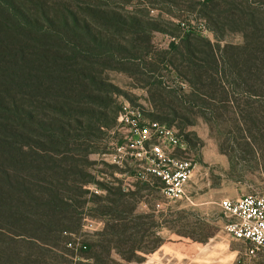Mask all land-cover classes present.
Instances as JSON below:
<instances>
[{
  "label": "trees",
  "instance_id": "obj_1",
  "mask_svg": "<svg viewBox=\"0 0 264 264\" xmlns=\"http://www.w3.org/2000/svg\"><path fill=\"white\" fill-rule=\"evenodd\" d=\"M102 2L0 0V264H104L88 241L78 253L67 246L82 228L89 186L102 188L88 148L110 125L101 96L115 88L104 71L139 73L128 63H143L162 99L151 116L169 127L163 113L182 117L163 97L157 63L189 85L186 105L210 100L230 109L237 130L248 119L264 130V0H203L216 43L184 32L166 53L153 45L155 32H167L157 21ZM235 33L243 45L226 43ZM118 194L108 200L116 212L102 214L114 222L101 235L110 246L137 225L125 211L118 216Z\"/></svg>",
  "mask_w": 264,
  "mask_h": 264
},
{
  "label": "rangeland",
  "instance_id": "obj_2",
  "mask_svg": "<svg viewBox=\"0 0 264 264\" xmlns=\"http://www.w3.org/2000/svg\"><path fill=\"white\" fill-rule=\"evenodd\" d=\"M101 1L123 14L144 15L157 21L167 31L153 34L157 53H166L171 43H180L184 35L182 24L194 26L199 31L205 28L199 6L203 0ZM207 35L203 36L216 43L212 32ZM226 43L243 45V37L238 33L229 35ZM157 65L158 71L154 74L165 76L163 97L167 103L175 105L182 118L179 120L169 112L162 115L183 136L187 157L196 163L188 187L190 199L169 203L158 190L145 187L138 188L133 194L121 191L120 197L118 178L114 177L115 169L108 159L119 138L117 119L121 107L126 102L143 105L147 108L146 117L155 120L151 116L158 113L154 102L162 100L160 90L149 79L150 72L143 63H128V69L136 71L138 67L141 72L104 71V77L115 88L112 94L102 93L101 96L105 104L102 111L108 116L110 125L95 132L96 139L93 138L88 148L92 152L88 158L89 170L102 188L95 184L89 186L82 228L75 234L81 236L84 242L96 245L95 255L104 264H264V252L253 259L245 257L251 245L236 241L227 233L228 220L219 207L224 198L264 193V130L254 129L250 119L243 131L237 130L230 109L210 100H204L196 107L187 106L184 99L191 94L189 85L173 71L167 70L164 64ZM142 72L147 76L140 74ZM260 116L263 119L264 113ZM261 125L264 127V122ZM93 187L104 193L96 194L90 189ZM111 192L119 193L118 199L121 198L125 204L120 208L118 206V216L125 211L129 215L128 220H133L132 225L137 224L134 231L129 230L127 234L115 237L116 245L112 246L103 242L101 237L114 223L108 216L102 215L115 211L108 202L113 197ZM146 195L149 201H163L164 209L154 213L141 212L138 204ZM125 223L118 222L119 233L124 232L122 225ZM161 247L163 255L155 256Z\"/></svg>",
  "mask_w": 264,
  "mask_h": 264
},
{
  "label": "built area",
  "instance_id": "obj_3",
  "mask_svg": "<svg viewBox=\"0 0 264 264\" xmlns=\"http://www.w3.org/2000/svg\"><path fill=\"white\" fill-rule=\"evenodd\" d=\"M182 28L184 32L199 31L186 24H182ZM199 32L210 35L206 27ZM146 111L147 108L140 104L126 102L122 105L117 119L121 137L115 144L113 159L116 163L129 161L144 176L158 179L161 192L169 203L189 200L188 187L196 163L187 157L186 142L175 128L148 119ZM92 190L100 193L95 187ZM219 207L228 220L227 233L234 240L251 245L245 257L253 259L264 252V193L224 198ZM71 237L69 249L76 253L86 250L81 236Z\"/></svg>",
  "mask_w": 264,
  "mask_h": 264
},
{
  "label": "crops",
  "instance_id": "obj_4",
  "mask_svg": "<svg viewBox=\"0 0 264 264\" xmlns=\"http://www.w3.org/2000/svg\"><path fill=\"white\" fill-rule=\"evenodd\" d=\"M118 137H119L118 138L119 141L121 135L119 134ZM114 153L115 152L113 149V153L109 155L108 162L115 169L113 175L115 178H118V188L122 192L126 194L128 193L133 194L136 193V190L138 188L145 187L146 189H150V190L151 189L158 190L163 197V194L161 192V184L158 179H156L153 176H144V174L139 169H137L136 165H134L129 161L116 163L113 159ZM96 190H98L100 193L102 192V190L99 189ZM148 198L149 196L146 195L139 202L138 209L141 212L148 213L150 211L151 213H154L155 211H160L164 209L165 203L163 201L152 202L149 201ZM162 252H163V247H161L158 250V252L155 253V256H162L163 255Z\"/></svg>",
  "mask_w": 264,
  "mask_h": 264
}]
</instances>
